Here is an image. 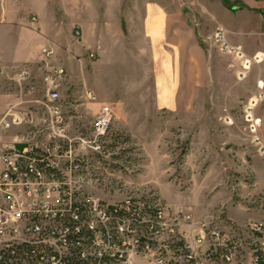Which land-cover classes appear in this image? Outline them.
<instances>
[{"label":"rangeland","instance_id":"374dc122","mask_svg":"<svg viewBox=\"0 0 264 264\" xmlns=\"http://www.w3.org/2000/svg\"><path fill=\"white\" fill-rule=\"evenodd\" d=\"M26 7L0 0V119L57 91L68 133L77 135L105 103L114 114L110 156L88 193L110 203L153 198L184 210L197 229L264 223V0H174L190 44L170 55L118 24L106 34L105 56L84 68L87 82L81 69L69 72L33 49L39 17ZM180 65L187 91L175 98ZM30 132L0 130V148H24Z\"/></svg>","mask_w":264,"mask_h":264},{"label":"built area","instance_id":"2783aa9c","mask_svg":"<svg viewBox=\"0 0 264 264\" xmlns=\"http://www.w3.org/2000/svg\"><path fill=\"white\" fill-rule=\"evenodd\" d=\"M42 54L49 59L54 50ZM87 98L96 101L91 91ZM60 99L54 91L0 119L1 131L29 126L35 134L22 149L0 148V264H264L262 222L197 229L184 210L153 198L110 203L88 193L110 156L113 109L103 105L91 126L70 135Z\"/></svg>","mask_w":264,"mask_h":264},{"label":"crops","instance_id":"0c3cea01","mask_svg":"<svg viewBox=\"0 0 264 264\" xmlns=\"http://www.w3.org/2000/svg\"><path fill=\"white\" fill-rule=\"evenodd\" d=\"M24 3L27 12L39 17L41 35L33 49L42 52L43 47H51L54 50L51 61L69 72L81 69V79L86 82L88 75L84 68L92 60L90 54L105 56L106 34L114 27L117 32L118 24H125L129 32L141 34L155 48L160 47L159 54L162 51L172 54L176 44H190L189 28L176 23L174 0H24ZM76 30H80L82 42L75 41ZM181 73L180 65L175 98L187 91Z\"/></svg>","mask_w":264,"mask_h":264}]
</instances>
